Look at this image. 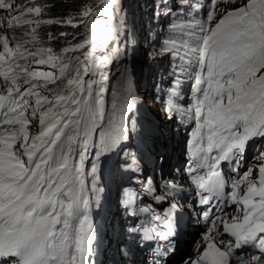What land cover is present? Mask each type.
Returning a JSON list of instances; mask_svg holds the SVG:
<instances>
[{
  "label": "rangeland",
  "instance_id": "rangeland-1",
  "mask_svg": "<svg viewBox=\"0 0 264 264\" xmlns=\"http://www.w3.org/2000/svg\"><path fill=\"white\" fill-rule=\"evenodd\" d=\"M137 1H141L142 3L136 5ZM137 1L86 0L85 14L86 16L90 15L91 19H95V24L93 26L94 31L88 33V36L90 37L89 41L87 40L88 42L80 41L79 43L77 42L73 45H58L57 47L49 48L47 47L49 45L37 46L34 40H29L27 43L22 42L24 47L21 48V46L17 45V42H15L13 38L14 35L11 34L13 27L20 28L23 24L21 34L29 33V37H33L35 40L37 37H41L47 38L46 41H49L51 40L50 33L45 34L44 32L47 30L50 20L47 19L45 12L41 8L36 7L38 0H0V217L9 216V219H11L15 217V215L20 217L22 215L34 213L33 210V212L27 214L25 210H28V205L39 197L37 192L29 195H27V193L21 194V192L17 191L14 187H11V182H9L11 179L9 178V180H7L8 177L5 175L10 174L13 175L14 178H18L19 172L27 171L30 165L29 162L31 160V156H28L27 152H31L33 154L39 153L40 158L45 152L47 147H44L45 142L43 143L42 140L48 132H41L37 135L35 134L42 131L41 129L44 123L50 118H54L55 115H51L46 112L44 113L43 109H49L52 104V96L45 91L44 86L48 84V82L61 78L66 71L65 63L68 59H70V55L79 54L82 58L81 62L85 70V76L81 82H79V85L81 83L80 87H82V85H86L84 90L85 99H83V97L79 101L77 99L76 104H72L68 107V109L74 111V113L71 114L72 117L75 116L74 120H78L80 123L85 122L87 116H89V119L91 118V120L95 117V115H93L95 113H90V105L92 103L90 100H97V88H102V92L100 94L105 97L103 98V105L100 113L101 115L104 114L103 120L105 119L104 121L106 123H111V119L109 118L110 106L107 104V99H111L113 102L117 99V95L112 89V84L114 81H119L118 77L121 72H123L125 76H127V74L131 75L130 80L134 78L135 72L137 73V71L133 69L132 74L131 71L128 72L127 70L126 73V68H129L127 63L135 62L139 59L138 66L141 73L137 79V85L136 82L133 83L132 81H128L126 91L129 93L131 90V92L137 91L142 95L141 103L143 104V107L141 108L140 115L146 114V116H144V119L140 122L137 121L138 124H135L133 116L131 117L130 126L132 129V136L128 141L126 139L122 141L123 145H120L122 143L118 144L119 146L115 149L114 156L117 155L118 151H121V154H123L122 152H125L126 149L131 146L134 148L131 149L132 153L129 156L130 161L134 162L140 157V154H137L138 152L134 153L135 147L139 146L138 139L141 136V133L138 132L136 128L138 125H143V123H145L144 127L148 131L150 139L160 138L163 141L168 139L171 140L173 144L175 142V138H179L181 140V149L178 152V150L173 147V153L174 158L179 161L182 166L185 165L188 160L187 156L189 153L188 139L191 135L193 124H191V129L190 126H188V128L183 125V128H181V124H186V122L189 123L195 118H200L203 122L210 118L209 114L205 115V107L207 106L206 91L207 88L211 87L209 78L206 75V70L210 64L203 62V72L197 70L198 63H200L202 57H204V54L202 55V51L197 45L200 43L212 45L214 43L217 44L223 42L229 46L230 33H228V30L230 26L223 30H218V27L231 18L232 15L237 14L240 8L250 4L254 6H264V0ZM114 2H116V10L112 11L110 5ZM195 9L201 11L202 15H195L193 12ZM121 10H126V12H121ZM110 12H116V15L113 16ZM24 13L27 14L26 21L21 24L18 21V17L20 14L22 15ZM121 13L123 14L121 15ZM126 13L129 14L130 18L134 17V19H136L135 25L131 26V23H127ZM118 17L120 18L119 20L117 19ZM116 19L118 20V26L121 24L120 26L122 27L119 30V34L121 33L120 36H122V39L125 37L124 40H121L122 46L124 43L128 45L130 38L134 41V36H136V39L140 40V48L135 41L133 44V52H130L128 48L124 46V49H119L118 43L116 45L113 43L110 46V50L111 54L114 53V55L110 61L116 66L113 70H111L109 59L103 60L107 61V63L99 61V53L102 55V49L99 48V43L109 40L110 35L113 33V24ZM71 22V18H68L66 24L72 25ZM127 26L130 28L129 32ZM263 26L264 25H261V28L264 29ZM89 30L90 29H88V31ZM116 31L117 29H115V33ZM133 33L136 35H133ZM168 33L176 34L177 36L188 35L193 37L195 44L189 46L188 49L191 55L192 50L197 51L199 54L198 58H196L197 60L191 57L190 62H187L185 66H175V59L173 58L177 54L176 50L179 49L176 44L179 43L163 40L165 34ZM26 37L27 36H25V38ZM183 43L186 44L185 41H183ZM258 45L263 46L264 40L260 41ZM141 49H143V51H141ZM107 54L110 55L108 51ZM36 56H40L41 60H35ZM94 57L97 58V61H93ZM36 62H39L40 64H35ZM6 65H9L10 67L13 66L15 71L14 74L17 76L15 79H13V75L10 71H8L9 73L4 71L3 68ZM94 65L96 66L94 67ZM187 67L190 69L187 70ZM92 68L94 71L93 75H91ZM133 68L135 67L133 66ZM99 69H101V73H105V76L101 77V81L99 82L100 87H97V84L95 83L97 78H95V76L96 71ZM261 76L262 74L248 75L245 71V73L237 78L236 81H232V78H229L226 105L234 104L242 108L231 113V120L235 123L240 124L244 113L252 111L253 106L257 105L256 103L258 101L252 103V106L248 105L244 97L248 98L254 96V93L257 91L256 89L261 86L260 84H262ZM12 80H17L19 86H12ZM194 83L197 85L195 88H193ZM108 86L109 88H107ZM95 88L96 93L94 92V97H91L90 94L93 96L92 89L95 90ZM191 90L194 91V102L190 104ZM124 92L125 91H123V93ZM169 92H175L177 99L170 100L168 96ZM129 93L127 97H121L119 95L120 101L117 102V109L118 105L121 106V108L118 109L119 113L116 114V117L119 115L120 122L121 120H124L125 122L126 116L122 115V113L127 107H130ZM238 95H242L240 105L234 102V100H238ZM227 108H229V106H227ZM12 109H16L17 114L12 116L9 121V113H11ZM62 116L63 115H60L59 119L61 122ZM23 117H26L31 121V123H22L17 121L19 118ZM179 121L181 124L178 123ZM14 126H20L22 130L16 132V135L18 136L16 139H18V141L14 147H11L4 144L2 133L12 129ZM57 126H59V124L56 125V127ZM150 127L160 136L153 134ZM185 128L188 129L187 132H182L181 130ZM64 129L65 126L62 125V132ZM101 129L102 130L99 131L102 133H104V131L107 132L112 130L117 134L116 131L119 130V127H101ZM84 131L85 129H80L79 136L75 135L72 136V138L70 137V140L67 143L69 145L67 150V166H70V171L78 162L77 156L80 160V165L77 166L78 169L76 170L78 174V181H80L85 175L87 162L85 161V158L88 160L90 155H92L90 164L95 163L96 165H100L103 158V154L101 152V149L103 150V143L102 145H96V140L93 138H91L90 141H87L86 137L83 136ZM231 131L232 128L229 125L219 128V133H229ZM73 132H75L74 128ZM100 132L98 133L100 134ZM98 133L96 136H98ZM201 133H203L202 126L197 123L192 135H200ZM61 135H64V133H61L60 136ZM60 136L56 140V144L60 143V138L62 137ZM119 136L124 137L122 135ZM79 140L81 144H79ZM120 140L121 139L118 137L115 143L120 142ZM130 140L132 143L131 145L129 144ZM203 141L206 142V140ZM77 143V148L80 152L76 156L75 152ZM159 143L160 140H157L155 149H160ZM64 144L65 142L62 147ZM104 146L107 151V146ZM122 147H124V149H122ZM61 149L60 151H62ZM57 151L56 149H53L51 152L56 154L55 152ZM128 153H130V151ZM128 153L122 155L121 163H123L124 159L128 157ZM250 160L251 159H249V161ZM252 162H256V166L245 169L243 173L245 177L254 178L256 176V173L259 170L257 166L264 163V157H260V155H258L253 158ZM119 164L120 162L116 159L114 165L117 166ZM15 165H18V167L16 171H13L12 166ZM96 172H99L98 168ZM96 174L97 173H92L90 176L91 183L93 184H95ZM132 174L133 172L130 171H126V173L122 174L123 178L126 177L129 182L131 181L129 189H126V195L122 197V201H124L126 206L130 205L133 190L138 192L135 195V198L138 196L141 198L142 196L137 188L138 184L133 181L134 176ZM70 182L73 183V180L70 179ZM26 183L27 180L23 181V185H26ZM62 190L63 189H59L57 196L62 192ZM68 190L69 189H66L64 192H68ZM45 193L46 188H44L39 198L45 196ZM162 193L171 197V195L165 191H162ZM140 200L143 199L141 198ZM147 205L148 210H152L149 201L147 202ZM183 207L186 208L184 205ZM143 209L145 210L146 207L144 206ZM98 212L101 214L100 208H98ZM38 220V218H34L32 222ZM29 221V217H23V224H28ZM187 221L188 222L186 223V227L184 229H180L177 235H173V238L168 235V238L166 237L167 239H165L162 245L158 244V247H156L154 244H151L143 251L129 254L127 258L123 259L119 264H171V261L179 259L182 253H185L184 256L186 255V257H188L189 251H192L191 248L193 247L192 249H194V245L196 243L194 241L198 239V236L203 234L202 228L205 225L202 222L203 218L200 217L198 213L190 214ZM2 229L5 230V228ZM220 229L221 226L218 230ZM47 232L48 231L46 230L39 232L35 231V240H42ZM22 237L24 240V235ZM220 237L225 239L224 242L227 246L231 243L227 237L222 236L221 234ZM27 239V242L31 240L30 237ZM58 242L59 244H63L60 241V237L58 238ZM176 243H179V245L187 243L184 249L186 251L179 252L178 254V248L176 250L173 248ZM232 245H234V242ZM202 246L200 247L198 245L197 247L202 248ZM159 248H161V252L155 251V249L158 250ZM222 249L224 248L222 247ZM163 251L165 252L164 254ZM224 252L226 251H223V253ZM184 256L180 259L182 260ZM260 258V255L256 253H247L244 255L243 261L252 264V260H254L257 264H260ZM241 261L239 260L235 264L241 263ZM39 263L40 262L37 260L36 255H33L31 264Z\"/></svg>",
  "mask_w": 264,
  "mask_h": 264
},
{
  "label": "trees",
  "instance_id": "trees-1",
  "mask_svg": "<svg viewBox=\"0 0 264 264\" xmlns=\"http://www.w3.org/2000/svg\"><path fill=\"white\" fill-rule=\"evenodd\" d=\"M133 2H135V0H133ZM85 4L86 0H38L36 7L41 8L45 12L47 19L50 20V24L44 33H50L51 40L46 41L47 38L41 37H37L35 40L33 37H29V33L21 34V29L23 28L22 22L26 21V13L19 15L18 21L22 24V26L20 28L13 27V29L11 30V34L14 35L13 38L15 42H17V45L21 46V48L24 47L22 42L27 43V41L29 40H34L37 46L49 45L47 46L49 48L57 47L58 45H73L77 42L79 43L80 41H89L90 37L88 36V33L94 31L93 26L95 24V19H91L90 15L86 16ZM124 11L126 12V10ZM124 11L121 10V12ZM193 12L195 15H197L196 10H194ZM122 14L123 13H121V15ZM126 16L127 23H131V26L135 25L136 19H134V17L130 18L129 14L127 13ZM68 18H71L72 25L66 24ZM263 21L264 6H254L250 4L240 8L237 14L232 15L231 18H229L218 27V30H223L230 26L228 30V33H230L229 47L232 49L230 54L234 59L235 66L237 64L240 65L239 77L243 75L245 71L248 75L262 74L261 78L264 76V45H258L260 41L264 40V29L261 28V25H264ZM120 25L118 26L119 29L117 32V39L124 40L125 37H123L122 39V36H120L121 33L119 34V30L122 28ZM88 29L90 30L88 31ZM129 30L130 28H128V32ZM133 35L136 34L133 33ZM25 36L27 37L25 38ZM171 37L172 36L169 35V33L165 34L163 40H171ZM121 40L119 41V47H121V49H124V46L127 47L130 52L134 51L133 44L135 40L133 41V39L130 38L128 41L129 44L126 45V43H124L123 46ZM255 50H257L256 53L254 52ZM69 57L70 59H68V61L65 63L66 71L61 76V78L52 82H48V84L44 86L45 91L48 92L50 96H52L51 107L49 109H43L44 113L46 112L50 113L51 115H55L54 118H50L44 123L41 129L42 131H39L35 134L37 135L41 132H48V134H46L42 140L43 143L45 142L44 147H47L45 149V152L43 153V155H41V158L39 157V153L33 154L31 152H27V155L31 156V160L29 162L30 165L27 171L19 172L18 178H14L13 175L10 174L5 175L8 177L7 180H9V178L11 179L9 181L11 182V187H14L17 191L21 192V194L27 193V195H29L37 192V195L40 197L42 191L44 190V188H46L45 196H43L42 198L44 199V201H46V204L42 206V203L44 202L39 197H37L36 200H33L32 203L28 205L29 209H26L27 213L33 212L34 210V214L38 219L43 218L51 212L56 213L58 211L59 213L60 211H63L61 207H63L64 205L68 206L69 201L66 198L63 199V197H61L62 199H59V196H57V192L60 188L64 190H75V182H69L70 180L67 177L68 173H70V166H67V150L69 147L67 143L70 140V137L72 138V136L75 135L79 136L80 127L84 123H80L78 120H74L75 116L72 117L71 115L74 113V111H71L70 109H68V107L72 104H76L77 99L78 101L82 99V97L83 99H85L84 90L86 85H82V87H80L81 83L79 85V82H81L82 78L85 76V70L81 62L82 58L79 54H75L72 56L70 55ZM35 58V60L37 61L41 60L40 56H36ZM243 63H245V65H243ZM35 64L40 63L36 62ZM127 65L129 68H126V72L127 70L128 72H130L134 69L133 66H135V63L130 62L127 63ZM3 69L6 73H9L8 71H10V73H12L13 75V79L17 77L14 74L15 71L13 66L10 67L9 65H6ZM130 78L131 75L125 76L123 72L119 74V81H114V79L112 78V80L114 81V83L112 84V89L116 95H120L121 97L128 96L129 92H127L126 90L128 87L127 82L131 81ZM11 85L16 87L19 86L17 80H12ZM259 88L260 87H258L257 90ZM123 91L125 92L123 93ZM131 91L129 93V97L132 99H136V95H134ZM101 92L102 89H99L98 94H96L98 95L97 100H91L92 103L90 105V113H97L96 117L92 119L91 124H93V120H95L99 130H102L101 127H111L110 124L104 121L105 119L103 120V116L99 113L100 111L97 110L98 106L99 108L101 107V103L103 101V97L100 94ZM16 114V109H12L11 113H9V121L11 120L12 116H15ZM60 115H63L62 122L59 121ZM88 118L89 116H87L86 119ZM17 121L22 123H31V121L26 117L19 118ZM58 124L59 126L56 127V125ZM62 125L65 126L63 132ZM73 128L75 132H73ZM21 130L22 128H20V126H14L12 129L2 133L4 144L14 147L18 141V139H16L18 138L16 132H19ZM61 133H64V135H61L62 137L60 136ZM59 136L61 137L60 143L56 144V140L59 138ZM92 136L100 140V143L106 138H103L101 135L96 136V133H92ZM64 142L65 144L62 147ZM106 143L108 145L111 144L110 139ZM53 149H56V151L58 150L57 152H55L56 154L51 152ZM60 149L62 151H60ZM78 165L79 164L77 163V166ZM12 167L13 171H16L18 165ZM25 180H27V183L26 185H23V181ZM66 182H69V184L67 187H64L63 184ZM63 193L65 192L63 191ZM164 253L165 252L163 251V254Z\"/></svg>",
  "mask_w": 264,
  "mask_h": 264
},
{
  "label": "bare ground",
  "instance_id": "bare-ground-1",
  "mask_svg": "<svg viewBox=\"0 0 264 264\" xmlns=\"http://www.w3.org/2000/svg\"><path fill=\"white\" fill-rule=\"evenodd\" d=\"M135 1H137V0H135ZM140 3H142L141 1L139 2V1H137L136 2V5H139ZM110 7H111V10L113 11V10H116V2H114L112 5H110ZM113 16H115L116 15V12H110ZM118 20H119V17L117 18ZM115 20V22H114V24H113V33L110 35V37H109V40L108 41H104L103 43L101 42V43H99V48H101L102 50H101V52H102V55H101V53H99V56H98V58H99V61H101L102 63H107V61H103V60H106V59H109V62H110V69L111 70H113L114 69V67L116 66V65H114V63H111V59H112V57H113V55H114V53H112L111 54V50H110V46L114 43L115 45L118 43V48L119 49H121V47H119V40H121V39H117V32H118V20ZM116 23V24H115ZM115 29H117V31H116V33H115ZM114 33H115V35H114ZM119 38V37H118ZM134 39H135V42L138 44V46H139V48H140V40L138 39H136V36H134ZM168 41V40H167ZM107 51L110 53V55L109 54H107ZM141 51H143V49H141ZM140 51V52H141ZM198 53H197V51L196 50H192V55H191V53H190V56L192 57V58H194V59H196V58H198ZM95 58V57H94ZM93 58V61H97V58H95L94 59ZM197 60V59H196ZM116 63V62H115ZM135 63V71H137V73L135 72V75H134V78H132L131 79V81L134 83V82H136V85H137V79H138V77H139V75H140V70H139V66H138V64H139V59L137 60V61H135L134 62ZM96 65H94V67H95ZM99 66H100V64H99ZM109 69V70H110ZM100 70L101 69H99V70H97L96 71V76H95V78H97V80H96V86L97 87H99V82L101 81V77H104L105 76V73L104 72H100ZM92 72H91V75H93L94 74V71H93V68H92V70H91ZM127 73V72H126ZM131 73L133 74V70H131ZM97 75H98V77H97ZM101 75V76H100ZM128 75V74H127ZM83 79V78H82ZM107 88H109V86L107 87ZM102 89V88H101ZM97 90H99L98 88H97ZM96 93V88H95V90L94 89H92V94H93V96L90 94V96L91 97H94V95H95V93ZM137 92V91H136ZM102 97L103 98H105L103 95H102ZM141 97H142V95L141 94H139V92H137V96H135V98L136 99H141ZM117 99H115V102H113V100H111V99H107V104L110 106V113H109V118L110 119H112V121H113V123H114V125L116 126L117 125V123L120 121L119 119V115H117V117H116V114H118V110H117V102L118 101H120V96H118L117 95V97H116ZM91 101V100H90ZM111 102V103H110ZM129 102H130V110H132L133 112L137 109V105H138V102H134V100L132 99V98H129ZM102 105H103V101H102V103H101V107L99 108V106H98V111H100L101 112V109H102ZM120 107H119V105H118V109H119ZM141 106L139 105V108H138V110L136 111V112H140L141 111ZM99 112V113H100ZM101 114V113H100ZM93 115H95V117H96V115H97V113L96 114H93ZM102 116H104V114H102ZM87 120V121H86ZM85 120V122H83L84 124L80 127V129H85V131L83 132V136H87L86 137V139H87V141H90L91 140V138H93L94 140H96V145H99V141L100 140H98L96 137H94V136H92V133H98V132H100L99 131V129H98V127H97V124H96V121L95 120H93V124H91V122H92V120H91V118L89 119H86ZM90 122V123H89ZM178 123H180V121L178 122ZM181 124V123H180ZM90 125V126H89ZM182 125L184 126V127H188V126H190V129L192 128V125H191V123H187L186 122V124H181V128H183L182 127ZM159 128V127H158ZM189 128V127H188ZM187 128H185V129H183V130H181L182 132H187ZM165 134V133H164ZM102 136L103 138L104 137H109V136H112V135H114V133H113V131L112 130H109V131H107V132H104V133H102V132H100V134L98 133V136ZM102 138V139H103ZM175 144H177L176 145V147L180 150L181 149V144H182V142H181V140L179 139V138H175V142H174ZM79 144H81V142H80V140H79ZM129 144L131 145L132 143H131V140H130V142H129ZM120 145H123V143L122 144H120ZM119 145H117L116 147H115V149H117V147H118ZM127 146H129V145H127ZM127 146H125V147H127ZM133 146V145H132ZM134 147H128L127 149H128V151H127V149H126V151L125 152H122L123 154H126V153H128L129 151H130V153H132L131 152V149H133ZM115 149L113 150V152H112V154H111V160H110V162L109 163H112L113 162V160L117 157V159H118V161L121 159V157H122V155L123 154H121V151H118V153H117V155H115L114 156V154H115ZM122 149H124V147H122ZM121 150V149H120ZM104 151H106V147L104 146ZM196 152H201L199 149H196ZM109 163H108V165H109ZM195 172L194 171H192V174L191 175H193ZM183 176H184V181H183V183H180V182H178V181H176L174 178H160V180H161V182H166V184L168 185V186H171V185H182V186H186V185H188L189 186V188H190V192L191 193H195L196 192V188H195V186L192 184V180H191V178H190V176L189 175H187L186 173H184L183 174ZM103 176H101V178H102ZM169 179V181L170 182H168L167 180ZM122 181H123V184L124 185H126V181H127V179H122ZM169 194V193H168ZM169 195H171V194H169ZM172 196V195H171ZM181 207L185 210V212H187L188 213V216H187V219L189 218V215L190 214H194V213H191L189 210H188V208H185V207H183V205H181ZM203 223H204V227L202 228V232H203V234L201 235V236H198L197 238L198 239H196V241H194V242H196L195 243V245H194V249H192L191 248V250L192 251H189V253H188V257H186V255L184 256V254L185 253H182L181 254V256H180V258L182 257V256H184V258L181 260L180 258V260L179 259H177V260H175V261H171L172 263L171 264H192L194 261H197V260H200V261H207V263L206 264H235L236 262H238L239 260L241 261V263H238V264H249V263H247L246 261H243V258H244V255H246L247 253H245V252H235V254H230V255H228V256H226L221 250H218L217 248H215V246L213 245V243H212V239L210 238V234H209V228H210V223H209V220H207L206 218H203V221H202ZM218 225H221V223H217ZM197 234V233H196ZM220 234L222 235V236H225V237H227L228 236V234H227V232L226 231H224L223 230V228L221 227V229L220 230H216V231H214V234H212V235H214V236H217L218 238H220ZM199 235V234H198ZM171 236V238H173L174 236L173 235H170ZM167 238H168V236H167ZM166 238V239H167ZM165 241V239L163 240V241H161L160 242V245H162V243ZM169 242H170V240H169ZM135 243H136V241H134L133 239H131L130 237H127L124 233H122L121 235H120V237L117 239V240H114L113 242H112V244L111 245H114L113 247H112V249H111V256L108 258V261L106 262V264H109V263H111V262H113V261H116V262H118V258L120 257V259L121 260H123V259H125V258H127V254H131L132 252H135V250H136V247H135ZM187 244V243H186ZM186 244L184 243V244H181V245H179V243H176L175 245H174V249L176 250L177 248H178V254H179V252H185L186 250H184L185 249V247H186ZM139 245V244H138ZM177 245V246H176ZM202 246V248H198L197 246ZM232 245V244H231ZM231 245H229V247L231 246ZM148 247L146 246V248H144V250L145 249H147ZM157 252H161V250H157ZM244 253V254H243ZM116 254V255H115ZM174 254H176V253H174ZM261 256V258H260V264H264V255H260ZM252 264H257V262H255L254 260H252ZM119 263V262H118ZM196 263V262H195Z\"/></svg>",
  "mask_w": 264,
  "mask_h": 264
},
{
  "label": "clouds",
  "instance_id": "clouds-1",
  "mask_svg": "<svg viewBox=\"0 0 264 264\" xmlns=\"http://www.w3.org/2000/svg\"><path fill=\"white\" fill-rule=\"evenodd\" d=\"M195 10H196V9H195ZM196 11H197V15H202V12H201V11H198V10H196ZM166 41H167V40H166ZM168 41H170V40H168ZM260 47H261V46H260ZM260 47H258V48H260ZM228 49H229V50H228V54H230L231 49H230L229 47H228ZM256 51H257V50H255L254 52L256 53ZM243 65H245V63H243ZM239 68H240V65L237 64V69H236V75H237V78H239V73H240V69H239ZM237 78H236V80H237ZM261 79H262V78H261ZM236 80H235V81H236Z\"/></svg>",
  "mask_w": 264,
  "mask_h": 264
}]
</instances>
